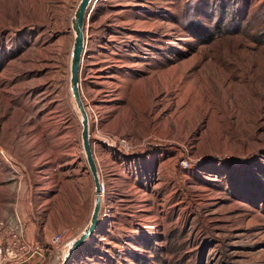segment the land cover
Returning <instances> with one entry per match:
<instances>
[{"label": "rangeland", "instance_id": "374dc122", "mask_svg": "<svg viewBox=\"0 0 264 264\" xmlns=\"http://www.w3.org/2000/svg\"><path fill=\"white\" fill-rule=\"evenodd\" d=\"M79 2L0 0L4 241L45 248L90 220L69 87ZM83 32L104 191L68 264H264V0H94ZM62 260L48 249L28 264Z\"/></svg>", "mask_w": 264, "mask_h": 264}, {"label": "water", "instance_id": "95a60500", "mask_svg": "<svg viewBox=\"0 0 264 264\" xmlns=\"http://www.w3.org/2000/svg\"><path fill=\"white\" fill-rule=\"evenodd\" d=\"M93 1L94 0H80L74 12V16L71 19V29L73 31L74 40L69 68V87L80 118L81 147L94 185V201L88 225L77 238H73L61 247L60 251L63 254V260L60 264H68L70 258L75 254V252L93 235L98 226L101 210V179L90 147L89 124L85 108L81 100L79 87V72L84 49L83 28L87 11Z\"/></svg>", "mask_w": 264, "mask_h": 264}, {"label": "built area", "instance_id": "2783aa9c", "mask_svg": "<svg viewBox=\"0 0 264 264\" xmlns=\"http://www.w3.org/2000/svg\"><path fill=\"white\" fill-rule=\"evenodd\" d=\"M104 187L101 186L103 193ZM62 240L60 235L52 236L48 247H42L40 244L32 241H24L15 235H11L4 241L0 237V264H25L35 257H40L45 251H60L61 247L66 244L67 240Z\"/></svg>", "mask_w": 264, "mask_h": 264}, {"label": "bare ground", "instance_id": "6f19581e", "mask_svg": "<svg viewBox=\"0 0 264 264\" xmlns=\"http://www.w3.org/2000/svg\"><path fill=\"white\" fill-rule=\"evenodd\" d=\"M84 33V32H83ZM85 39V38H84ZM86 40V39H85ZM85 42V41H84ZM86 47V46H85ZM84 50V49H83ZM83 55H84V51H83ZM83 55H82V58H83ZM85 56V55H84ZM84 59V58H83ZM83 61V60H82ZM80 73V72H79ZM106 80H107V78H106ZM86 112V116H87V119H88V113H87V111H85ZM100 197H101V193H100Z\"/></svg>", "mask_w": 264, "mask_h": 264}, {"label": "crops", "instance_id": "0c3cea01", "mask_svg": "<svg viewBox=\"0 0 264 264\" xmlns=\"http://www.w3.org/2000/svg\"><path fill=\"white\" fill-rule=\"evenodd\" d=\"M26 264H28V263H26Z\"/></svg>", "mask_w": 264, "mask_h": 264}]
</instances>
